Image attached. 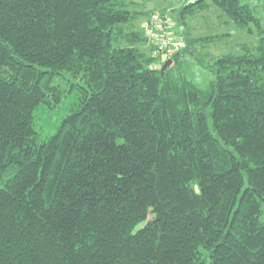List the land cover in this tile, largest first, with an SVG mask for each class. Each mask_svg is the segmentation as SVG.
<instances>
[{
	"label": "trees",
	"instance_id": "obj_1",
	"mask_svg": "<svg viewBox=\"0 0 264 264\" xmlns=\"http://www.w3.org/2000/svg\"><path fill=\"white\" fill-rule=\"evenodd\" d=\"M138 2L0 0V264H264V15L210 0L258 41L205 62L215 36L186 19L207 0H185L180 31ZM152 12L184 41L164 70L135 22ZM68 88L41 138L35 110Z\"/></svg>",
	"mask_w": 264,
	"mask_h": 264
},
{
	"label": "rangeland",
	"instance_id": "obj_2",
	"mask_svg": "<svg viewBox=\"0 0 264 264\" xmlns=\"http://www.w3.org/2000/svg\"><path fill=\"white\" fill-rule=\"evenodd\" d=\"M252 5H255L256 14L263 17L264 15V0H247ZM131 5V9H149L159 10L166 13L169 18V23L173 30L180 31V24L177 20L178 9L184 4L185 0H150L145 3ZM208 6L186 19V26L192 37H204L215 36L214 40L200 41L195 45V49L199 54L194 56L201 57L208 62L212 56H218L225 52H240V46L243 43H247L250 46L257 44L258 35L256 32L248 33L247 30L241 26H238L233 21L229 20L228 16L224 14L217 6L207 0ZM143 4V5H142ZM161 9V10H160ZM147 17V16H145ZM145 17L140 16L136 19V23L140 25V22ZM264 21V20H263ZM218 35H221L220 37ZM144 50H148V44L143 45ZM193 56V57H194ZM182 59L187 61L183 68L187 75L194 80L200 87H204L206 82L210 78V72L208 69L201 67L197 64L191 54L185 52ZM67 78L62 82V85L67 88L70 83H79L80 80L72 78L69 74H65ZM58 82V81H56ZM76 100L75 93L70 91L65 92L61 101L54 105H48L46 103L40 104L34 113V127L39 133L41 138H46L53 134L61 119L70 111V108ZM262 203V211L259 215L260 221L264 222V200Z\"/></svg>",
	"mask_w": 264,
	"mask_h": 264
},
{
	"label": "built area",
	"instance_id": "obj_3",
	"mask_svg": "<svg viewBox=\"0 0 264 264\" xmlns=\"http://www.w3.org/2000/svg\"><path fill=\"white\" fill-rule=\"evenodd\" d=\"M143 33L149 39L153 40L160 52V59L165 61L184 45L181 38L171 35L168 31V25L163 22V19L158 12H152L145 17L141 22Z\"/></svg>",
	"mask_w": 264,
	"mask_h": 264
},
{
	"label": "water",
	"instance_id": "obj_4",
	"mask_svg": "<svg viewBox=\"0 0 264 264\" xmlns=\"http://www.w3.org/2000/svg\"><path fill=\"white\" fill-rule=\"evenodd\" d=\"M171 61V59L166 60L162 65V70H164L171 63Z\"/></svg>",
	"mask_w": 264,
	"mask_h": 264
}]
</instances>
